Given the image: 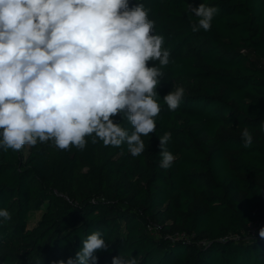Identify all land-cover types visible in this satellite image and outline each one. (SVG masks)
I'll return each instance as SVG.
<instances>
[{
	"label": "trees",
	"instance_id": "1",
	"mask_svg": "<svg viewBox=\"0 0 264 264\" xmlns=\"http://www.w3.org/2000/svg\"><path fill=\"white\" fill-rule=\"evenodd\" d=\"M142 3L173 61L157 87L161 112L145 151L88 143L29 154L0 149V264H67L94 231L106 250L137 264H264V0H129ZM218 8L209 31H191L189 5ZM158 63V62H157ZM149 66H154L149 62ZM192 84L175 111L163 97ZM129 133L132 126L113 117ZM253 143L245 149L241 131ZM176 159L160 167L159 138ZM42 211L29 228L30 214ZM2 221V218H0Z\"/></svg>",
	"mask_w": 264,
	"mask_h": 264
},
{
	"label": "clouds",
	"instance_id": "2",
	"mask_svg": "<svg viewBox=\"0 0 264 264\" xmlns=\"http://www.w3.org/2000/svg\"><path fill=\"white\" fill-rule=\"evenodd\" d=\"M189 11L198 18L190 26L196 33L211 29L218 8L201 3ZM154 28L149 10L142 3L129 8V0H0V149L18 152L50 141L58 150L82 151L90 138L104 146L126 143L133 157L140 156L141 137L155 132L161 112L162 69L173 62ZM184 96V87H175L163 101L175 111ZM118 115L131 133L114 122ZM240 135L250 148L249 128ZM170 139V132L159 138L163 169L176 159L167 149ZM0 218L11 215L0 209ZM258 235L264 239V227ZM107 247L94 231L67 264H96L94 253ZM112 264L137 259L120 254Z\"/></svg>",
	"mask_w": 264,
	"mask_h": 264
},
{
	"label": "rangeland",
	"instance_id": "3",
	"mask_svg": "<svg viewBox=\"0 0 264 264\" xmlns=\"http://www.w3.org/2000/svg\"><path fill=\"white\" fill-rule=\"evenodd\" d=\"M175 87H184L185 90H189L192 86V84L190 82H186V81H176L174 84ZM22 151L25 155L29 154L30 151V146H24L22 148ZM42 215V211H35L33 213L30 214V219H29V228H33L38 220L41 218Z\"/></svg>",
	"mask_w": 264,
	"mask_h": 264
}]
</instances>
